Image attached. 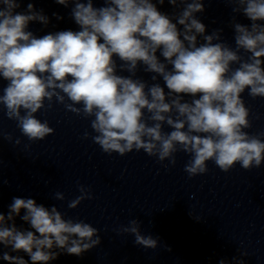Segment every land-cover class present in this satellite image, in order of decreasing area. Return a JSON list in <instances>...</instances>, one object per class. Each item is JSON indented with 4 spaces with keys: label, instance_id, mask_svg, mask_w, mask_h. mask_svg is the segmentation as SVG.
<instances>
[{
    "label": "clouds",
    "instance_id": "obj_1",
    "mask_svg": "<svg viewBox=\"0 0 264 264\" xmlns=\"http://www.w3.org/2000/svg\"><path fill=\"white\" fill-rule=\"evenodd\" d=\"M225 2L251 22L241 24L233 16L234 46L223 40V29L206 34L196 16L205 10L203 0H167L172 15L157 6L165 0H103L99 7L94 0H56L64 7L74 5L70 15L79 30L41 37L29 25L47 26L43 10L28 3L25 12H17L19 0H0V78L7 81L0 89V111L28 141L36 142L55 132L37 113L50 111L54 103L63 105L90 121L91 132L85 130L82 139L90 138L104 153L125 156L142 150L167 169L175 166L176 153L183 152L190 157L184 166L189 178L206 174L209 161L225 173L237 163L246 171L259 169L264 165V131H247L253 113L243 94L264 98V0ZM141 66L152 74V83L137 76ZM0 138L21 143L2 128ZM78 191L69 209L94 199L90 188L78 184ZM65 198L54 193L58 201ZM15 217L34 231L18 228ZM99 232L31 198L14 197L7 216L0 213V245L26 253L31 264H49L61 253L81 256L100 245ZM123 234L134 236L144 249L160 246L159 237L141 233L137 219L117 230ZM237 251L234 264H245L249 254ZM0 258L28 264L9 252Z\"/></svg>",
    "mask_w": 264,
    "mask_h": 264
}]
</instances>
